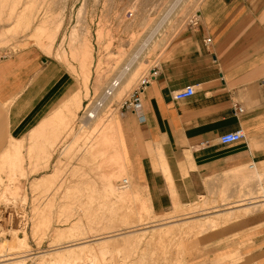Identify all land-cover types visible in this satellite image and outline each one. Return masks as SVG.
Listing matches in <instances>:
<instances>
[{
    "label": "crops",
    "instance_id": "0c3cea01",
    "mask_svg": "<svg viewBox=\"0 0 264 264\" xmlns=\"http://www.w3.org/2000/svg\"><path fill=\"white\" fill-rule=\"evenodd\" d=\"M196 21L164 48L142 107L118 113L131 196L114 203L132 210L141 197L167 210L224 191L236 207L256 209L211 232V258L264 264V0H202ZM63 69L34 46L0 58V155L11 138L21 141L35 129L38 148L40 131L44 141L57 137L52 118L79 93L67 97ZM188 86L195 94L176 100L175 92ZM239 129L243 141L220 142ZM98 188L108 190L106 183ZM131 213L121 219L137 220Z\"/></svg>",
    "mask_w": 264,
    "mask_h": 264
},
{
    "label": "rangeland",
    "instance_id": "374dc122",
    "mask_svg": "<svg viewBox=\"0 0 264 264\" xmlns=\"http://www.w3.org/2000/svg\"><path fill=\"white\" fill-rule=\"evenodd\" d=\"M201 2L202 0H0V58L10 56L28 46L37 47L64 68L62 84L65 88H70L67 97L77 90L82 95V105L75 112L65 111V121L69 123L58 126L56 139L44 141L41 135L43 131H40L39 140L40 138L43 140V149L34 147L33 139H30L37 131L35 129L21 141L19 140L24 144L20 165L16 167L17 163L14 160L11 163L4 155H0V169H3L0 170V179H2L0 180V245L13 243L19 247L20 238L28 239L22 248L16 247L14 252L16 250L19 252L14 255L12 250L6 248L7 246L0 247V260L26 254L29 257L26 264H39L37 263L39 254L54 251L58 246L85 241L92 243L108 236L121 235L119 237L122 238L128 235L135 238L132 244L124 249L119 248L120 250L109 252L104 255L105 258L95 257L96 262L93 258L89 262L87 260L88 263L83 260L80 264L94 262V264H234L237 262L238 259L228 256L211 258L213 254L209 244L210 234L225 225L207 229L193 236L185 232L174 233L175 237L174 234L173 237L168 234L159 242L158 239L154 242V237L150 238L153 236L150 229L152 231L154 225L166 223L169 219L165 218L171 215H178L175 221H182L187 217L203 218L202 216L207 213L210 215L212 212L236 207V204L230 203L232 201L227 198V194L220 190L218 192L215 190L213 194L209 193L191 204L176 206L174 204L167 210H154L151 204L140 197L137 202L131 204L133 216H137L138 219L122 220L121 217L126 212L132 214L131 206L114 203V198L124 201L131 196L128 187L118 188L123 178L130 177L124 171L113 180L112 186L116 192L124 195L123 198L112 194L104 180L105 174L115 167L111 157L121 152L118 145L119 137L118 140L116 137V141L112 138L113 145L106 152L104 151L105 154L102 151L101 155V152L96 150L106 128L112 122L116 123L118 113L121 111L118 108L108 112L107 109L103 110L104 113L101 114L103 119L96 122L91 130L81 118L86 103L93 97L101 95L110 79L119 72L118 70L127 67L130 63L131 69L136 65L133 63H137L136 60L139 61L141 57L145 61L143 66L138 69L134 78L131 77L132 82L127 83V88L120 87L121 92H118L115 100H121L128 94L136 80L157 63L169 42L196 20ZM25 9L30 13L28 19L24 22L17 21L18 15ZM45 24L52 30L57 29V37L50 54L42 49L39 41L43 37L38 36L39 32L37 33V27ZM157 27L158 31L149 42L150 49L148 47V50L139 52L142 42L147 40ZM84 41L87 43L85 47L81 46ZM80 46L90 48L93 55L91 60L83 58L84 54ZM89 62L91 71L89 86L86 88L83 82L85 81L83 65ZM99 71L103 72L107 79L102 88H95ZM123 73L126 72L123 70ZM128 75L130 77V74ZM125 76L124 79L127 78V74ZM62 104L63 102L48 110L46 116L53 115ZM44 137L48 138L47 135ZM12 139L14 138H11V142ZM46 150H49V153ZM91 151L97 154L99 152L101 156L94 152L91 154ZM120 154L122 156V153ZM2 159L5 160L3 164ZM51 173L56 177L53 178L52 183L41 184L39 188H34L32 184L34 180ZM104 183L108 186V190L98 188ZM197 206L200 207L195 208ZM207 207L208 211L202 209ZM55 228H65L64 230L68 231V237L63 238L61 244L58 241V245L53 240ZM92 245L95 243L93 242ZM91 261L93 263H90ZM42 264L49 263L42 262Z\"/></svg>",
    "mask_w": 264,
    "mask_h": 264
},
{
    "label": "bare ground",
    "instance_id": "6f19581e",
    "mask_svg": "<svg viewBox=\"0 0 264 264\" xmlns=\"http://www.w3.org/2000/svg\"><path fill=\"white\" fill-rule=\"evenodd\" d=\"M29 3V2H28ZM34 2H32L33 4ZM172 3V2H171ZM28 5V4H27ZM33 6V5H32ZM175 12V11H174ZM28 11L27 9H25V11L23 13H20L17 17V21H20V22H24L28 19ZM30 14V13H29ZM172 16V15H171ZM171 18V17H170ZM169 18V19H170ZM156 27V26H155ZM154 29V28H153ZM57 30V29H56ZM56 30H52L50 27H48L46 24L45 25H41L39 27H37V34L38 36H42L43 38L41 39L40 38V41L39 43L41 44L42 46V49L47 52V53H51L52 52V49H53V46H54V43H55V40H56V37H57V32ZM149 31V30H148ZM158 31V27L153 31V33L150 35V37L147 39V40H144L142 42V47L140 48V51H145V49H147L149 47L150 49V45H149V42H150V39H152V36L156 34V32ZM161 33V32H159ZM44 39V40H43ZM39 40V39H38ZM43 40V41H42ZM83 44V45H82ZM81 44V46H84L85 44H87L85 41ZM80 46V47H81ZM88 46V45H87ZM141 46V45H139ZM153 46V45H152ZM85 47V46H84ZM82 48V51L84 55L83 58L84 59H90L91 60V56H93L91 54V51L88 49V48ZM80 48V49H81ZM79 49V48H78ZM148 50V49H147ZM138 52V53H139ZM142 52V54H143ZM150 52V51H149ZM141 55V54H140ZM144 55V54H143ZM80 56V54H79ZM85 56V57H84ZM132 56V55H131ZM138 56V55H137ZM82 58V59H83ZM81 59V57H80ZM86 59V60H87ZM123 59V58H122ZM139 59V57L137 58ZM88 60V61H90ZM129 60V59H128ZM85 61V60H84ZM83 61V62H84ZM86 61V63L88 62ZM135 61V58L134 60ZM92 62V61H91ZM137 63H133V64H136V65H133V67L130 69V65H128L127 67L124 66L122 67L120 70H118L119 72L118 75L120 77H122L123 79L126 77L125 74H127V78L124 79L125 81L123 82L122 81V84L121 86L123 88H127V83H131L132 81V78H134V75L136 74V72L138 71V69H140L142 66H143V63L145 62L144 60L139 59V61L136 60ZM84 64V63H83ZM90 64V62L88 64H84L83 66H85V81H83L85 83V87L88 88L89 86V78H90V71H91V68L90 66H88ZM123 70L124 72L126 73H123ZM131 70V72H129ZM111 71V70H110ZM83 72V73H84ZM100 72V71H99ZM98 72V75H97V78H96V86L95 88H102V85L104 84V81H106V77L105 74L103 72ZM129 72V73H127ZM107 74V73H106ZM130 74V77H128ZM132 77V78H131ZM131 78V79H130ZM128 83V84H129ZM109 84V83H108ZM107 84V85H108ZM106 85V83H105ZM126 85V86H125ZM121 87V88H122ZM122 88V89H123ZM105 89V88H104ZM103 89V91H104ZM120 89V88H119ZM116 90L115 92V95H114V99H115V96L117 94H119L118 92H121L120 90ZM102 91V92H103ZM102 94V93H101ZM100 95V94H99ZM101 96V95H100ZM99 97V96H98ZM82 105V95L79 93L75 96V98L73 100H71L69 103L65 104L63 106V108H61V110H59L52 118V121L55 122L56 126L55 128L58 129V126L60 125H68L67 123L69 122H66L65 121V117H64V114H65V111H70V112H75L76 109H78L80 106ZM106 109V108H105ZM103 109V110H105ZM101 111L99 112L98 116L96 117V119L94 121H92L89 125H87L86 127L87 128H90V130L94 127L93 125H96L95 123L102 120L103 119V116L101 117V114L104 113V111ZM108 111V110H107ZM77 115V114H76ZM98 117H101L99 119H97ZM63 121V122H62ZM54 128V129H55ZM109 130V131H108ZM111 130V131H110ZM105 131V129H104ZM108 131V132H107ZM85 134V133H84ZM37 135H33L31 136V140L32 142H34V147H36L37 145H39L38 143H36L34 141L35 137ZM104 136V137H103ZM56 136L54 135L52 139H54ZM117 137V140H118V132H117V125L115 122H112L110 126H108L106 128V131L104 132V135H102V140H100V142L98 143V146L99 148H97L96 150H98L99 152H101V155H102V151H103V154L104 151L106 152L107 149H109L112 145H113V142H112V138H114V140L116 139ZM52 139L49 141H52ZM56 139V138H55ZM48 141V140H46ZM116 141V140H115ZM118 143H119V140H118ZM12 144V145H10ZM10 144L8 146V148L6 149V151L3 153L4 157L7 158V160L11 163L12 161L14 160L16 164V167L18 165L21 164L22 162V153H21V150L23 149V145L22 142H20L19 140H16V139H12V142L10 140ZM116 144V143H115ZM119 145V144H118ZM95 150V149H94ZM95 150V152H96ZM118 150V149H117ZM47 151V150H46ZM97 151V152H98ZM33 152V151H32ZM49 153V150L47 151ZM94 152V151H93ZM93 152L91 151V154H93ZM94 152V153H95ZM99 152L97 155H99ZM117 152V151H116ZM121 152H117V154L113 155V157H111V160L112 162L114 163L115 167L114 169L112 168L111 171H109V173L105 174L104 176V180L106 181V183L108 184V186L110 187V192L114 195H117L118 198L121 197L123 198V194L121 193H118L116 192L115 188L112 186L113 184V180L116 176H118L119 174H121L122 172L124 173V171H126V168L124 167V161H122V156L120 154ZM21 154V155H20ZM46 155V154H45ZM99 155V156H101ZM51 156V155H50ZM1 160V159H0ZM5 161V160H4ZM3 159H2V164H3ZM108 162V161H107ZM5 165V164H4ZM15 165V164H13ZM12 166V165H11ZM20 167V166H19ZM46 167V166H45ZM37 169V168H36ZM100 169V168H99ZM1 170V169H0ZM39 170V169H38ZM37 170V171H38ZM64 170V169H63ZM3 171V169L1 170ZM127 172V171H126ZM55 174V173H54ZM27 175V174H26ZM11 176V175H10ZM9 176V177H10ZM258 177V176H257ZM12 178V177H11ZM53 178H56L53 176V173L51 174H47L46 176L42 177V178H38L36 180H34L32 183L34 188H39L40 186L39 185H45L46 184H49V182L52 183V180ZM259 178V177H258ZM262 180L264 179V173H262ZM2 180V179H0ZM259 180V179H258ZM128 182H129V179H128ZM54 183V182H53ZM130 183V182H129ZM128 183L127 186H124L122 187L121 189H124V188H130V184ZM41 185V186H42ZM32 186V187H33ZM39 186V187H38ZM44 187V186H43ZM131 189V188H130ZM224 192V191H223ZM133 194V193H132ZM131 195V194H130ZM27 197V196H26ZM35 197V196H34ZM122 200V199H121ZM246 203V202H245ZM252 203V202H251ZM200 206H197L195 208H199ZM264 207V204L262 203V208ZM36 209V208H35ZM203 210H207L208 211V207L207 208H202ZM256 209V206H253V205H239L235 208H230V209H227L225 211H218L216 213H213L210 214V211H209V214L207 213V215L205 216H202L203 218H201V216L199 217H187L186 219L182 220V221H175V217H177L178 215H171L165 219H169L166 221V223H163V224H159V225H154L152 231L150 228H148V230L150 229V232L152 233V237L150 238H153L154 237V242H157L156 239H158V242L159 240H161L162 238L166 237V235L169 234L172 235V234H176V233H189V235L191 234L192 236L193 235H199L201 233H203L205 230L207 229H210V228H216L218 227L219 225H226V224H229V222L236 218V217H242V216H245V215H248L250 214L251 212H253L254 210ZM37 213V212H36ZM239 220V219H238ZM235 221V220H234ZM158 222V221H157ZM156 222V224H157ZM40 224V223H39ZM42 224V223H41ZM88 225V224H87ZM35 226H39V225H35ZM152 226V225H151ZM150 226V227H151ZM34 227V226H33ZM136 227V226H135ZM132 228V227H131ZM65 229V228H64ZM63 228H55V238L53 239L54 241H56L55 244L58 245V241L60 242V244L62 243L61 240H63V238L65 237H68V231L64 230ZM70 230H71V227H70ZM73 230V229H72ZM145 230V229H144ZM35 231H36V227H35ZM88 231V230H87ZM71 232V231H70ZM69 232V233H70ZM74 232V231H73ZM136 232V231H135ZM171 233V234H170ZM36 234V233H35ZM132 234V233H131ZM175 234H174V237H175ZM17 235V233H16ZM187 235V234H186ZM15 236V235H14ZM35 236V235H34ZM72 236V235H71ZM121 235H118V236H108L106 238H102V239H98L96 241H93L95 243V245H92V243H88V242H83V243H78V244H73V245H64V246H61L56 249H54V251H48V253H41L38 255V262L37 263H41L42 262H45V263H49V264H55V263H66V264H80L81 261L83 260H88V262L90 260H93V258L97 259V257H104L105 254L109 253V252H114L116 251L117 249H121V248H125L126 246L132 244L133 240H134V236H123L122 238H120ZM169 236H167L169 238ZM183 236V235H181ZM70 237V236H69ZM119 237V238H117ZM173 237V235H172ZM176 237H178V235H176ZM101 238V237H100ZM19 239V238H18ZM114 239V241H113ZM165 239V238H164ZM163 239V240H164ZM167 239V238H166ZM170 239V238H169ZM28 239L26 238H20L19 241H18V244H19V247L15 246V244H7V245H0L1 248H8V250H12L13 251V254L14 255L18 250H16L14 252V250L16 249V247L19 249V248H22V246L24 244L27 243ZM89 240V239H88ZM42 242V241H41ZM194 242V241H193ZM54 243V242H53ZM97 244V245H96ZM180 244V243H179ZM181 245V244H180ZM184 248V247H183ZM182 248V249H183ZM119 249V250H120ZM11 251V252H12ZM19 252V251H18ZM182 252V251H181ZM28 253V252H27ZM184 255V254H183ZM31 257V256H30ZM28 255H22L20 257H12V258H9V259H4V260H0V264H26V260L28 259ZM96 259L94 260L96 262ZM101 259V258H100ZM113 259V258H112ZM102 260V259H101ZM104 260V259H103ZM105 261V260H104ZM112 261V260H111ZM85 262V263H86ZM87 262V263H88ZM94 262V263H95ZM90 263H93L92 261ZM93 263V264H94ZM98 263V261H97ZM100 263V262H99Z\"/></svg>",
    "mask_w": 264,
    "mask_h": 264
},
{
    "label": "built area",
    "instance_id": "2783aa9c",
    "mask_svg": "<svg viewBox=\"0 0 264 264\" xmlns=\"http://www.w3.org/2000/svg\"><path fill=\"white\" fill-rule=\"evenodd\" d=\"M197 21L194 20V24ZM211 41L210 38L206 40L207 43ZM157 63L150 68L146 73H144L136 82L132 85V90L126 94L121 100H115L113 97L115 95L116 90L121 87L123 78L118 75V73L112 77L109 81V84L105 87L101 96L93 97L90 99L85 107L83 108L81 118L82 121L88 125L92 121L96 119L99 112L103 109H107L108 111H114L118 108L119 111H132L137 112L143 103V98L145 94L146 87L157 77ZM194 86H188L182 90L175 92L174 98L176 100H182L189 97H192L195 94ZM107 111V112H108ZM238 111L242 113L244 111L243 108L238 107ZM245 139V132L243 129H239L237 131L225 133L220 136V142L222 144H233L241 142ZM128 179L123 178L119 182L120 187H124L128 185Z\"/></svg>",
    "mask_w": 264,
    "mask_h": 264
}]
</instances>
